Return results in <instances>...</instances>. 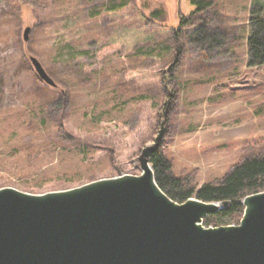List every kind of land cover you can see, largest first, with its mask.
Here are the masks:
<instances>
[{
    "label": "rangeland",
    "instance_id": "rangeland-1",
    "mask_svg": "<svg viewBox=\"0 0 264 264\" xmlns=\"http://www.w3.org/2000/svg\"><path fill=\"white\" fill-rule=\"evenodd\" d=\"M211 1L180 25L189 0H0V188L41 194L139 175L162 123L155 152L186 189L263 154L264 65L247 66L246 47L261 2ZM121 28L140 30L137 42L110 46Z\"/></svg>",
    "mask_w": 264,
    "mask_h": 264
},
{
    "label": "water",
    "instance_id": "water-1",
    "mask_svg": "<svg viewBox=\"0 0 264 264\" xmlns=\"http://www.w3.org/2000/svg\"><path fill=\"white\" fill-rule=\"evenodd\" d=\"M30 62L54 85L34 57ZM163 131L162 123L141 150L139 175L41 194L1 187L0 264H264V192L240 201L237 225L205 227L204 218L229 203H178L159 188L150 157Z\"/></svg>",
    "mask_w": 264,
    "mask_h": 264
},
{
    "label": "trees",
    "instance_id": "trees-1",
    "mask_svg": "<svg viewBox=\"0 0 264 264\" xmlns=\"http://www.w3.org/2000/svg\"><path fill=\"white\" fill-rule=\"evenodd\" d=\"M259 1L261 5L250 10L249 13L250 34L246 38L247 66L249 67L264 65V0ZM189 2L193 7L192 11H190V15L188 14L189 16H184L182 13L178 14L180 25L190 23V20V25H194V21H197L213 5L211 0H189ZM203 29L204 27L201 25H198L195 29L194 39L196 41L203 35ZM139 35L140 30L138 29L121 28L115 30L107 42L110 46L130 45L137 42ZM162 79L161 81H163L166 90L168 89V92L164 91L167 105L173 96L170 73L168 71L163 72ZM164 115L166 116L167 112H164ZM150 165L159 188L175 202L182 203L195 196L203 202L221 203L227 201L229 203L228 207L220 210L216 215L204 218L203 224L207 226H216V224H219L218 221L224 218L231 220V224H238L243 213V206L240 201L248 195L264 191V153L245 157L220 182L203 184L198 189H186L179 178L173 177L170 174L168 160L160 153L155 152L152 154Z\"/></svg>",
    "mask_w": 264,
    "mask_h": 264
}]
</instances>
